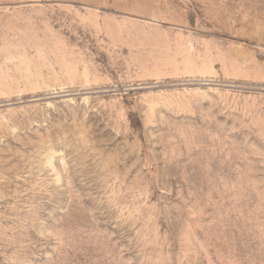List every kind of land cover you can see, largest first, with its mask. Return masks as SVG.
<instances>
[{
  "label": "rangeland",
  "instance_id": "obj_1",
  "mask_svg": "<svg viewBox=\"0 0 264 264\" xmlns=\"http://www.w3.org/2000/svg\"><path fill=\"white\" fill-rule=\"evenodd\" d=\"M0 264H264V0H0Z\"/></svg>",
  "mask_w": 264,
  "mask_h": 264
}]
</instances>
